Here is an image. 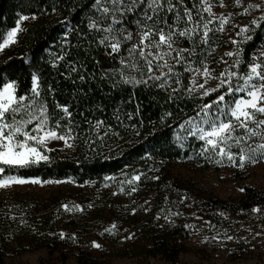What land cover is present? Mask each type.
Returning a JSON list of instances; mask_svg holds the SVG:
<instances>
[{
	"label": "trees",
	"instance_id": "1",
	"mask_svg": "<svg viewBox=\"0 0 264 264\" xmlns=\"http://www.w3.org/2000/svg\"><path fill=\"white\" fill-rule=\"evenodd\" d=\"M92 2L0 0V33L14 27L21 15L36 16L35 20L24 24L16 43L0 55V85L14 79L18 93L27 94L31 73L40 74L42 98L47 101L49 110L61 115L55 105H67L72 115L66 119H71L77 135L72 155L54 148L48 153L49 162L14 169L11 174L39 177L42 181L69 179L79 185L93 182L98 186L107 181L105 176L127 174L132 178L140 175L138 184L151 185L144 194V201L152 199L161 206L164 200H172L177 205L172 207L171 214L180 213L171 216L174 220L172 230L158 233L144 253L161 256L164 260L161 264H182L180 254L184 248L179 240L189 237L190 228L184 227L188 224L187 218L181 222V206L190 200V196L175 195L176 191H170L166 175L158 168L183 159L200 160L205 166L213 164L220 168L218 163H211V159L199 155L201 142L188 137L181 146L176 139L177 134L183 135L178 124L194 115L193 109L200 101L183 94L169 100L167 92L151 86L118 83L113 87L104 73L119 66L118 57L108 56L104 47L96 42L97 34L86 27L87 18L93 13ZM185 3L192 6V0H185ZM133 18L130 14L129 20ZM129 27L134 28L131 24ZM66 31L68 44H62ZM251 35L253 39L240 46L243 61L250 59L262 43L264 26L256 28ZM183 46L189 45L185 42ZM56 55H64V59L52 67L49 60ZM73 67L76 71H72ZM212 98L215 99V94ZM166 112L172 115L161 121ZM96 120L104 121L99 137L91 130ZM263 160L258 158L257 163ZM252 164L248 162L241 169L230 163V168L235 176H242ZM153 176L159 179L153 180ZM243 188V194L237 200L213 196L201 198L196 203V213L216 226L227 217L256 219L264 224V190L248 185ZM68 199L64 191L46 197L34 191H9L0 195V263L14 247L19 251L47 247L50 252H62L61 241L71 230L70 221L66 219L68 212L61 207L68 204ZM253 208L260 211L254 213ZM22 220L24 223H20ZM61 232L65 234L64 238L60 237ZM62 254L61 264H67V255ZM77 261L78 264H98L91 253L82 249L77 250ZM38 264L58 263L44 261Z\"/></svg>",
	"mask_w": 264,
	"mask_h": 264
},
{
	"label": "snow or ice",
	"instance_id": "2",
	"mask_svg": "<svg viewBox=\"0 0 264 264\" xmlns=\"http://www.w3.org/2000/svg\"><path fill=\"white\" fill-rule=\"evenodd\" d=\"M233 3L236 7H243L244 14H249L250 10L260 14L243 25L232 24L234 29H238L235 38H228L232 50L219 57L213 55V37L216 33L225 32V25L232 23V14H216L213 0H192L191 7L185 0H93V13L87 18L86 27L89 32L97 34L96 42L104 47L108 56L118 57L119 66L104 73L113 87L118 83L134 87L151 86L167 92L169 100L178 98L180 94L199 99L193 109L194 115L187 116L178 124L183 135L177 134L176 139L183 146L182 142L192 137L201 142L200 156L217 163L227 159L233 166L243 169L248 162L255 164L258 158L264 159V49L257 50L250 59L243 61V48L240 47L253 39L249 33L264 26V0L261 3L249 2L246 6L243 0H233ZM219 5L224 7V0H219ZM130 14L134 16L132 20H129ZM29 18L35 20L36 16L21 15L14 27L0 33V52L16 43L18 33L23 30L21 22ZM214 22H217L215 28L211 27ZM67 36L66 31L62 44H68ZM185 42L188 47L182 46ZM63 59L64 55H56L49 63L56 67ZM219 65L223 68L217 71ZM72 71H76L75 67ZM79 78L84 79L83 76ZM55 107L61 115L51 112L47 101L42 98L41 75L36 72L31 73V87L27 94L18 93L14 79L0 85V189L26 183L62 182L11 174L14 169L49 162L48 153L53 150L49 145L54 141H62L67 148L74 146L77 135L71 119H66L72 113L67 105L57 103ZM171 115L166 112L161 121ZM128 118L131 119V114ZM103 126L104 121L96 120L91 130L99 137ZM151 178L159 179L158 176ZM104 179L114 178L105 176ZM139 180L140 175L137 174L127 183ZM136 190L131 188V192ZM61 207L69 212L73 208L82 210L79 204L72 207L62 204ZM148 210L144 208L145 212ZM135 211L133 208L132 212ZM252 211L258 213L260 209L253 208ZM220 215L224 216V213ZM155 219L159 220L161 216L157 215ZM163 219L172 223L167 215ZM184 227L190 225L185 224ZM116 229L117 225L113 223L105 231L114 235ZM59 235L65 237L63 232ZM218 237L219 233L212 239ZM224 238L232 240L233 236L225 234ZM71 239L75 242L74 234ZM208 239L204 237L205 241ZM91 243L95 248L101 247L96 241Z\"/></svg>",
	"mask_w": 264,
	"mask_h": 264
},
{
	"label": "rangeland",
	"instance_id": "3",
	"mask_svg": "<svg viewBox=\"0 0 264 264\" xmlns=\"http://www.w3.org/2000/svg\"><path fill=\"white\" fill-rule=\"evenodd\" d=\"M249 2L261 3V0H243V5L246 6ZM213 3L215 5L213 11L216 14H232V23L225 25V32L216 33L213 37L215 44L213 55L219 57L223 52L232 50L228 38L229 36L235 38V31L238 30L234 29L232 24L243 25L252 17H258L260 13L250 10L249 14H244L243 7H236L233 0H224V7L219 5V0H213ZM205 16H207L206 13ZM32 20L29 18L22 21L21 28ZM216 26L217 22L211 25L213 28ZM259 49H264V36L262 43L253 54ZM2 53L3 51L0 55ZM221 68L223 65L217 66V71ZM73 144L72 148H67L63 146L62 141H54L49 146L52 149L60 148L65 155H72L75 148V143ZM210 161L217 163L213 159ZM218 164L220 168H216L213 164L205 166L200 160L183 159L165 165V168H158L166 175L170 191H176L175 195L190 196V200L181 206L183 212L181 222L187 218L190 235L188 238L179 240L184 248L180 254V262L182 264H264V224L262 222L256 219L227 217L222 224L216 226L196 213V203L201 198L213 196L237 200L242 196L243 191L240 189L245 185L264 190V160L250 165L242 176L234 175L228 160L223 159ZM113 178L107 180L102 186L93 182L79 185L69 179L59 180L62 181L61 183H26L0 189V195L9 191H34L46 197L64 191L69 197L67 202L69 207L75 204L81 205L82 210L73 208L72 211H67L66 219L70 221L71 230L60 244L61 251L67 255V264H78L77 250L79 249L91 253L98 264L163 263L161 256H147L144 250L158 233H169L172 230L174 220L171 217V209L177 204L172 200H164L159 206L158 201L152 199H146L148 203H145L144 194L150 189V184H138L137 181L129 184L127 181L131 180V177L127 174ZM132 187L137 190L131 192ZM121 188L125 191L121 192ZM114 192L115 195H113ZM129 192H131L130 195ZM133 208L136 209L135 213L132 212ZM144 208L149 210L145 212ZM160 208L163 211L159 210ZM157 215L161 216V219H155ZM165 215L169 216L172 223L163 219ZM113 223L117 225L114 235L105 231ZM217 233H219L218 239H212ZM257 233L260 234L257 235ZM73 234L76 237L75 242L71 239ZM225 234L233 236V239H225ZM129 235L133 238H124ZM205 236L209 237L207 241L204 240ZM92 241H96L101 247H93ZM18 249L14 247L0 264H38L44 261L61 264L64 256L60 250L50 252L47 247L29 251Z\"/></svg>",
	"mask_w": 264,
	"mask_h": 264
}]
</instances>
